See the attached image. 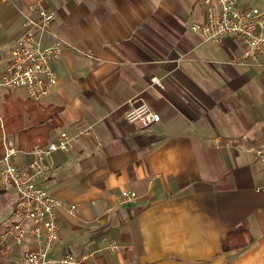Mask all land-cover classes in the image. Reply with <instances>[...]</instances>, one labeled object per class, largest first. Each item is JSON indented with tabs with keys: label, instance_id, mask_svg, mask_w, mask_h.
Here are the masks:
<instances>
[{
	"label": "crops",
	"instance_id": "1",
	"mask_svg": "<svg viewBox=\"0 0 264 264\" xmlns=\"http://www.w3.org/2000/svg\"><path fill=\"white\" fill-rule=\"evenodd\" d=\"M36 7L54 13L51 32L62 41L51 63L57 83L36 101L60 108L47 141L61 130L78 135L35 179L63 202L51 255L71 252L78 264H264V166L249 153L264 142L263 68L243 58L237 39H225L222 53L190 31L202 17L196 0H0V74ZM19 91L12 99L28 97ZM138 97L160 121L142 128L124 119ZM124 190L136 197L123 201ZM235 228L243 247L223 250ZM25 241L0 251L36 248Z\"/></svg>",
	"mask_w": 264,
	"mask_h": 264
},
{
	"label": "built area",
	"instance_id": "2",
	"mask_svg": "<svg viewBox=\"0 0 264 264\" xmlns=\"http://www.w3.org/2000/svg\"><path fill=\"white\" fill-rule=\"evenodd\" d=\"M202 7L201 19L192 21L189 29L203 41L222 44L234 38L243 47V58L264 67V8L241 7L240 0H196ZM36 16H26L21 23L22 33L9 50L6 65L0 74V88L10 91L23 90L28 97L40 101L54 89L57 80L51 63L62 53V41L51 32L55 19L52 11L42 7L34 9ZM45 41L47 43H45ZM156 82L154 78L151 79ZM130 108L124 115L128 123L145 128L158 121L160 115L140 98L129 101ZM78 135L59 131L45 144H36L28 151L18 150L14 139L2 133L0 142V192L10 195L11 219L0 237V247L8 240L20 245L30 239L35 249L26 250L19 257L20 264H78L74 254L66 252L58 257L51 255L59 239L60 226L56 213L63 202L47 189L37 185L36 178L49 169L52 154H66L72 150ZM28 156L25 165L16 162L18 154ZM256 163L264 166V142L249 149ZM264 191V187L257 188ZM133 191H121L120 198L130 201ZM66 212L75 216V205L66 206ZM111 251L118 246L111 244Z\"/></svg>",
	"mask_w": 264,
	"mask_h": 264
},
{
	"label": "trees",
	"instance_id": "3",
	"mask_svg": "<svg viewBox=\"0 0 264 264\" xmlns=\"http://www.w3.org/2000/svg\"><path fill=\"white\" fill-rule=\"evenodd\" d=\"M3 117L0 119V133L3 131L14 136L19 151L26 152L36 144H45L50 132L60 125V108L52 105L42 106L35 100L26 98L12 99L9 93L3 95ZM29 125H24V119ZM2 124V126H1ZM2 150L0 142V152ZM243 229L229 231L224 239L223 250L242 248L243 243L235 244L234 240L242 238Z\"/></svg>",
	"mask_w": 264,
	"mask_h": 264
},
{
	"label": "rangeland",
	"instance_id": "4",
	"mask_svg": "<svg viewBox=\"0 0 264 264\" xmlns=\"http://www.w3.org/2000/svg\"><path fill=\"white\" fill-rule=\"evenodd\" d=\"M239 5L241 7L264 8V0H240ZM206 42H207L206 46L212 47L214 50H217L218 52L223 53L224 49L220 46V44L212 42V41H206ZM236 42H237V40H236ZM238 45H239V43H238ZM5 54H7V49L3 53L4 57H5ZM261 68H263L261 70V74H262V77H264V67H261ZM18 92H20V91L18 90L15 92V91H10V90L1 88L0 89V96H2V94H4V93H9L13 97H18V96L22 97L23 94H20ZM1 102L2 101L0 98V104H1ZM1 135H2V132L0 133V138H1ZM9 193H10V195H13L12 191H10ZM10 195H6L3 192H0V237L8 228L9 223H10V219H11V207L9 204ZM24 242H26V241H24ZM11 243H13V242L11 240H9L8 244H11ZM1 249H2V247H0V250ZM20 255L21 254H19L18 252L6 254L5 252L0 251V264H20L19 263Z\"/></svg>",
	"mask_w": 264,
	"mask_h": 264
}]
</instances>
